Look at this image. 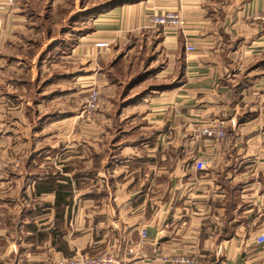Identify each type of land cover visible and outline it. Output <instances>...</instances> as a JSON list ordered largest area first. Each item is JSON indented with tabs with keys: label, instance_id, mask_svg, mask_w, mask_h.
<instances>
[{
	"label": "crops",
	"instance_id": "obj_1",
	"mask_svg": "<svg viewBox=\"0 0 264 264\" xmlns=\"http://www.w3.org/2000/svg\"><path fill=\"white\" fill-rule=\"evenodd\" d=\"M82 4L0 0V95L21 87L19 76H54L44 73L54 57L36 50L8 59V48L66 45L77 24L64 23L91 15L94 30L77 46L85 59L72 74L87 80L86 51L109 50L113 61L127 63L128 83L109 84L97 57L89 77L101 91L112 88L106 108L119 106L118 115L137 110V117L110 121L118 134L97 136L94 144L64 137L60 150L27 157L22 174H12L20 181L15 191L32 192L26 199L6 200L0 179V264H58L103 249L118 264H174L176 256L264 264V246L256 244L264 234V0H106L89 11ZM167 11L182 23L157 27L160 37L151 43L150 17ZM129 34L136 40L122 51ZM55 73L61 82L69 76L64 65ZM218 125L222 140L192 133ZM40 160L46 173L38 171ZM196 161L204 169L196 171ZM59 190L65 200H56Z\"/></svg>",
	"mask_w": 264,
	"mask_h": 264
},
{
	"label": "rangeland",
	"instance_id": "obj_2",
	"mask_svg": "<svg viewBox=\"0 0 264 264\" xmlns=\"http://www.w3.org/2000/svg\"><path fill=\"white\" fill-rule=\"evenodd\" d=\"M105 1L106 0H82V6L86 7L89 11V9H92L98 3ZM107 4H104L102 8H107L109 5ZM96 10L93 9L92 12ZM59 18L60 16L57 17L56 20H59ZM74 21L77 26L72 25ZM92 21L93 18L91 15L80 17V19L76 16L70 18V21H66L64 23L65 25L70 23L74 27L69 30V35L65 38L68 39L64 42L66 45H60L52 49V47L49 46L45 48L47 46L46 44L43 48L39 47V44L43 43L40 41L37 47L35 46L31 50H24L22 53H20L18 47L14 46L7 50L8 59L19 54L29 58L31 54L34 56L37 50L43 52H40L43 56L48 54L51 58L54 57L53 61L55 63L53 62V66L50 68L46 65L44 70L46 74L53 73V77L47 78L46 76L39 81H35L31 79L30 74L22 75V77L19 76L22 80L19 81L22 86L8 87V91H4L8 92V98L0 95V172L4 174L0 176V179H6L1 181V187H6V191L3 192L6 200H12L13 197L15 198V196L17 197L19 195H23V198L26 199L27 195H32V192H26L24 189L19 190L17 188L18 190L15 191L14 184L18 183L19 185L20 181H17L15 177L12 176V174L17 172L22 174V172L19 171L23 167L25 168L27 157H31V155L37 153L60 150L63 146L60 143L64 137L76 136L86 139L88 143L94 144V138L97 136L102 135L105 138L118 134L116 129L119 124L115 123L117 127H114L110 121H125L130 118L132 119L133 115L135 118L137 117V110H135V112H125L118 115L117 111L119 106L113 104L106 108L108 100L112 99L111 95L113 90H110L112 88L110 87L108 90L105 88L101 91L100 86L95 85L93 79L89 77L92 76L93 72L95 73L98 71L95 64L96 61L93 58L97 57L98 66L106 73L109 84L114 81L117 82L118 80H123L126 84L128 83L127 63L118 64L117 61H113L109 50L104 49L102 51L103 54L100 55L94 54L90 49L86 51V57L88 61L91 59L90 62L92 63H88L87 65V69L89 68L87 80L77 79L72 74V72L74 73L75 70L80 68L79 63L85 59L84 54L79 52L77 46H80V42H82L80 39L84 33L89 34L94 30ZM151 25L153 27L147 30L146 36L150 39L151 43H154L159 39L158 37H160L159 33L161 29L157 27L161 26ZM125 38L122 46L124 44L126 45V41L133 42L136 40L131 34L127 35ZM138 38L142 39L141 36ZM58 42L59 41H55V44H58ZM59 43L62 44L61 39ZM100 44H103V47L100 48L106 46L104 43ZM124 46L121 47L120 50L125 51L126 46ZM63 65L65 66V70L69 72V76L64 78V82H61L59 78H57L55 72L58 71V69H62ZM33 85H35V87H33ZM96 93L97 96H94ZM101 94L103 98H105L103 104L101 102ZM113 97L116 98V96ZM128 102L129 98L126 96L123 97L121 104L125 106ZM52 121L54 124L48 126L49 123H53ZM106 122L109 124V127H106ZM43 157L46 156L41 155L40 159ZM39 163V167H37L39 169L38 171H40V173H46V161L40 160ZM18 178H24V176L17 177V179ZM4 182L5 185H2ZM23 183H25V181ZM87 183L88 185L93 184V182ZM0 191L2 192V189ZM74 194L77 195V193ZM12 207L13 206L7 204V217H14L10 215ZM262 246H264V244ZM2 247L3 246H0L1 253L4 251ZM7 247H9V245ZM104 251L108 250L103 249L97 253Z\"/></svg>",
	"mask_w": 264,
	"mask_h": 264
},
{
	"label": "built area",
	"instance_id": "obj_3",
	"mask_svg": "<svg viewBox=\"0 0 264 264\" xmlns=\"http://www.w3.org/2000/svg\"><path fill=\"white\" fill-rule=\"evenodd\" d=\"M13 0H8V4H12ZM150 22L156 26H178L182 23L180 16L176 12L167 11L163 14L152 15ZM98 47H103V44H97ZM186 51H194L192 46H188ZM97 96V93L94 95ZM96 99V98H94ZM192 133L196 137H205L215 140H222L226 137L225 131L221 125L194 128ZM205 163L203 161L195 162V170L201 171L204 169ZM140 238L144 240L146 238L145 230L140 231ZM256 244L262 246L264 244V234H260L256 238ZM174 264H197V258L195 256H176L171 259ZM58 264H118L117 258L109 251L99 252L94 255L86 256H74L72 258L63 259Z\"/></svg>",
	"mask_w": 264,
	"mask_h": 264
},
{
	"label": "trees",
	"instance_id": "obj_4",
	"mask_svg": "<svg viewBox=\"0 0 264 264\" xmlns=\"http://www.w3.org/2000/svg\"><path fill=\"white\" fill-rule=\"evenodd\" d=\"M44 192H49L48 190L47 191H44ZM55 194H56V200H65L66 196L68 193L64 192V191H55Z\"/></svg>",
	"mask_w": 264,
	"mask_h": 264
}]
</instances>
